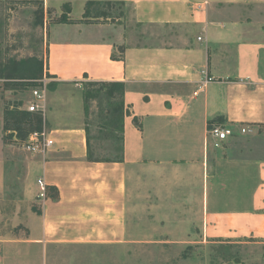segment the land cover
Listing matches in <instances>:
<instances>
[{"label": "crops", "instance_id": "1", "mask_svg": "<svg viewBox=\"0 0 264 264\" xmlns=\"http://www.w3.org/2000/svg\"><path fill=\"white\" fill-rule=\"evenodd\" d=\"M42 1L61 18L58 2ZM59 1L75 21L90 1L125 5L114 22L48 24L47 17L45 73L53 88L45 123L53 145L36 157L39 179L59 199L42 197L43 214L28 237L0 239V264H22V245L43 259L54 246H127L138 242L131 237L135 216H159L164 208L180 217L182 200L199 201L200 211L170 223L187 224L190 236H199L192 244L262 243L264 21L253 15L264 0ZM85 81L124 84L123 162L88 160ZM17 97L11 90L0 97V160L8 149L5 102L13 108ZM216 126L234 129L218 149L209 136Z\"/></svg>", "mask_w": 264, "mask_h": 264}, {"label": "rangeland", "instance_id": "2", "mask_svg": "<svg viewBox=\"0 0 264 264\" xmlns=\"http://www.w3.org/2000/svg\"><path fill=\"white\" fill-rule=\"evenodd\" d=\"M16 1L24 2L15 3ZM50 1L60 3L54 4L64 12V3L59 0ZM79 12V6H75L74 14ZM242 14L248 15V11H242ZM256 14L253 18L264 21V7L257 9ZM47 17L48 24L59 20L53 10L45 11V6L35 0H0V97H3L6 88L13 91L19 98L12 103L14 107L11 109L26 112L41 120L42 131L49 130L45 123L49 111L48 90L53 88L50 81L53 77L45 73ZM127 18L130 22V10ZM35 76L40 79H33ZM90 83L93 82H83V92ZM36 90L41 91L44 96V109L29 113L27 108L34 99L32 92ZM96 105V102L92 103L93 114L86 119V124L92 143L99 151L98 156L109 158L112 153L109 143L93 139L99 132L94 121V113L97 114ZM7 107L9 106L5 102V109ZM2 125L0 117V136L3 133ZM30 134L18 133L15 135L17 139L14 140L5 133L3 136V142L8 145V149L0 160V239L28 237L33 218H39L43 214L41 190L38 185L40 160L36 157L37 153L28 152L24 148ZM149 178V195L155 196V175ZM142 192L144 193L141 182H138L139 204ZM154 200L157 202L156 198ZM180 202L184 207L175 209L180 215L177 218L171 217L172 215L168 217L164 208L159 216L156 213L135 216L137 225L133 226L131 237L138 242L120 247L54 246L47 249L45 261L41 258L40 251L27 249L22 245V264H264V241L259 243L252 239L236 242L217 240L192 244L194 236H190L187 224L178 227L170 222L177 223L178 219H182L187 223L190 210L196 213L200 211L197 206L199 201ZM190 203H195L196 206L191 208ZM169 213H173V209L169 210Z\"/></svg>", "mask_w": 264, "mask_h": 264}, {"label": "trees", "instance_id": "3", "mask_svg": "<svg viewBox=\"0 0 264 264\" xmlns=\"http://www.w3.org/2000/svg\"><path fill=\"white\" fill-rule=\"evenodd\" d=\"M23 2L24 1H16L15 3ZM35 2H38V4L44 7V1L35 0ZM124 5V3L90 1L86 4L84 19L75 21L68 19L71 6L65 4L64 13L57 22L66 24L104 22L109 19L114 20L123 14ZM113 57L116 58L115 56ZM33 79L37 80L40 78L35 76ZM7 87H9V85ZM8 89H10V87ZM123 93L124 84L122 83L93 82L85 87L83 97L86 119H89L93 114L91 110L92 103L96 102L97 104V114L94 113L96 117L94 121L99 132L93 139L108 142L112 152L109 158H100L98 156L99 151L96 146L93 145L92 137L87 127L88 160L94 162H123ZM38 131L42 132L41 120L31 117L26 112L11 109V107L5 109L4 133L6 136L10 135L11 138H14V134H25ZM6 144L8 143L6 142ZM46 197L57 200L59 199V191L55 188L47 189Z\"/></svg>", "mask_w": 264, "mask_h": 264}, {"label": "built area", "instance_id": "4", "mask_svg": "<svg viewBox=\"0 0 264 264\" xmlns=\"http://www.w3.org/2000/svg\"><path fill=\"white\" fill-rule=\"evenodd\" d=\"M32 96L34 100L30 103V105L27 108V111L29 113H37L43 110L42 103L44 102V96L41 91H33ZM247 128H242L241 133L246 134L248 133ZM234 134V129L230 126L227 127H213L209 131V136L213 139L212 145L214 148H220L222 144L228 140L229 137H231ZM17 134H14V139H17L15 136ZM53 145V141L48 138L46 131L42 132H33L30 134L26 145L24 148L28 152H33L37 154H44L48 149H50ZM38 185L41 190V197L46 196L47 187L44 182V180L39 179Z\"/></svg>", "mask_w": 264, "mask_h": 264}]
</instances>
